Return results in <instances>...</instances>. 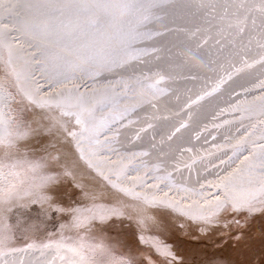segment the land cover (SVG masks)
<instances>
[{
    "label": "snow or ice",
    "instance_id": "snow-or-ice-1",
    "mask_svg": "<svg viewBox=\"0 0 264 264\" xmlns=\"http://www.w3.org/2000/svg\"><path fill=\"white\" fill-rule=\"evenodd\" d=\"M119 7L131 6L117 2L93 4L89 0H48L44 4L28 5L29 14L21 16L18 0H0V53L6 52V57L0 56V171L7 167L13 179L23 177L19 185L11 181L0 185V216L10 209L26 182L35 183L38 180L40 187L54 188L61 177L73 175L58 153H47L38 159H28L26 150L22 153L24 142L41 131H50L52 126L76 140L81 158L87 156L90 166H95L98 171L99 164L92 165V157H99L104 152L117 155V161L109 158L108 163L117 165L116 179L131 180L133 189L119 187L105 175L104 179L113 188L119 187L121 192L134 195L145 204L166 203L169 207L178 208L183 202L190 201L186 207L197 210L182 211L181 214L198 223L202 232L221 225L229 227L228 221L240 227L242 221L246 223L257 216H264V123L250 124L243 135H239L237 130V135L226 137L224 144L214 146L227 159L221 158L219 165L214 166L218 170L213 179L205 177L203 183L198 179L196 184L199 187L177 186L170 182L172 173L157 174L163 171V167L138 164V157H150L148 151L120 154L114 147L116 144L123 146V141L128 138L118 129H109V122H115L117 117L121 120L127 117L128 125H133L137 123L131 119L133 114L139 117L141 112L152 109L153 115L144 117L147 128L140 127L135 133L134 139L139 140L140 132L154 127L150 120L157 119L154 113L159 110L162 98L169 95L170 89L165 85L172 79L169 72L160 67L159 48L135 47L144 39L153 40L164 35L141 31L146 16L138 13L127 26L106 27L93 15L97 9L114 10ZM252 12L264 16V0H258L249 10V15ZM255 39V55L251 41L247 45L242 44V50L238 53L241 67L235 68V72L239 73L256 65L260 67L258 73H249V87L241 85L245 93L252 89L264 91V39ZM206 43H198L193 54L202 50ZM177 47L173 45L168 48L167 56L163 58L173 68L179 67L176 63ZM151 60L157 62L153 65L157 69L155 72L150 67L149 74L141 72L127 78L122 74L131 61L147 64ZM117 70L121 73L119 79L99 80L105 72L115 75ZM186 78L194 80L198 77L190 73ZM227 79H232V73L228 74ZM224 83L225 80L221 79L210 91L197 96L188 105L189 113L192 105L198 106L201 101L213 96ZM21 106L24 111L30 109L37 113L39 119L35 122L22 120L19 115ZM243 110L240 104H235L229 109H222L221 113ZM215 119L216 116L213 117ZM228 123L224 121L223 125ZM223 125L213 123L212 126L219 129ZM188 127L189 123H180L167 136V140L173 141V137L179 139L176 134ZM106 129L112 131V135L101 141V131ZM196 138H200L199 133ZM233 140L236 143L233 144ZM152 147L155 149L156 145ZM242 155L243 159H240ZM21 168L23 172L15 171ZM100 174L104 175L103 172ZM162 185L167 188L163 193L164 199L158 200L155 195L151 198L141 196L134 191L137 187L160 191ZM118 215L116 209L98 206L75 208L72 209L71 227L91 232L97 221L104 223ZM147 219L150 218L141 215L137 221L142 231ZM241 235L237 234L236 238L240 239ZM11 240L9 227L0 219V257L35 247L27 244L25 249L11 248ZM138 240L147 248L135 252L130 249L128 255L119 260L110 256L107 264H181L169 245L150 243L143 235ZM56 247L59 251L61 245ZM82 249L83 246L80 249L69 248L68 251L74 257H79L81 264H86L87 258L81 255ZM261 257L259 264H264V253ZM0 264H6V261L0 260Z\"/></svg>",
    "mask_w": 264,
    "mask_h": 264
},
{
    "label": "rangeland",
    "instance_id": "rangeland-1",
    "mask_svg": "<svg viewBox=\"0 0 264 264\" xmlns=\"http://www.w3.org/2000/svg\"><path fill=\"white\" fill-rule=\"evenodd\" d=\"M201 106L197 119L209 121L215 106L212 102L203 103ZM131 119L137 123L128 125L127 120L122 127L115 129L128 138L123 141V146L114 145L120 154L150 152V157H138L137 163L163 167V171L157 174L172 173L170 182L177 186L199 187L196 184L198 179L203 183L205 177H215L218 169L214 166L219 165V160L217 163L208 161L207 164L203 158L200 159L198 151L215 145L218 139L212 144L215 142L212 138L206 137L201 131L187 128L189 130L182 129L183 131L176 134L179 139L173 137V141H168L167 136L179 125L169 117L160 116L154 122L157 125L154 124V131L148 129L149 133L140 132L141 138L136 140V131L140 127H147L142 115L137 117L133 114ZM161 126L163 129L160 130ZM197 133L200 134L199 139L196 138ZM128 140L132 142L129 143ZM60 141L61 146L55 143L52 146L60 149L64 163L73 175L61 177L54 188H42L38 180L35 183L26 182L22 186V191L0 219L10 229L11 248L25 249L27 244H33L35 247L8 255L4 259L6 264H58L52 260L55 253H58L61 259L67 257L69 264H81L79 257H74L68 251L69 248L80 249L81 246V255L87 258L86 264H107L110 256L119 260L126 257L130 249L133 252L146 249L147 245L138 240L140 235L150 243L169 245L180 258L181 264H259L261 254L264 253V216H257L246 223L242 221L240 227L228 221L229 227L221 225L202 232L201 226L191 221L188 216L182 215V211L159 203L145 204L134 195L121 192L119 187L133 189L132 181L124 178L117 180L116 169L109 165L98 163L99 171L95 166H90L89 158H81L77 142L71 136ZM153 144L156 145L155 149ZM101 156L107 162L109 158L117 161V155L110 152H104ZM99 157L91 158L92 165L100 161ZM4 163L6 164V161ZM124 163L127 164V160ZM15 171L23 172V169ZM9 173L5 168L0 171V185L9 181L19 185L23 177L13 179ZM105 175L119 187L113 188L104 179ZM134 191L151 198L153 195L160 196L167 188L162 185L160 191H150L137 187ZM93 206L116 209L119 215L104 223L97 221L91 232L71 227L72 209ZM141 215L150 218L146 220L143 231L137 222ZM33 229L34 231H31ZM35 229H39V233ZM237 234H242L240 239L236 238ZM44 245L52 247L44 248ZM57 245H61L59 251ZM1 258L3 257H0V260Z\"/></svg>",
    "mask_w": 264,
    "mask_h": 264
},
{
    "label": "bare ground",
    "instance_id": "bare-ground-1",
    "mask_svg": "<svg viewBox=\"0 0 264 264\" xmlns=\"http://www.w3.org/2000/svg\"><path fill=\"white\" fill-rule=\"evenodd\" d=\"M47 2L48 0H18V11L21 16H26L30 12L28 5ZM103 2H117L121 5L131 6L119 7L114 10H95L93 15L106 27L109 25L127 26L133 20L135 14L142 13L146 16V19L141 31L164 33V35L157 36L153 40L144 39L135 45L137 48H145L146 46L150 48V45L159 48L161 55L160 67H163L172 76V79L168 80L165 85L170 89V93L167 97L162 98L159 110L154 113L157 119L150 120L153 125L160 116H166L173 119L179 126L180 123H189L188 128L198 132L201 131L208 138L213 139L215 137V139H218L220 142L217 141L216 143V140H214L215 142L212 144L216 143L215 145L208 146L203 150L201 148V151H198L200 159L203 158L208 164V161L217 163V160L220 161L221 158L227 157L222 151H216L214 147L224 144L226 137L237 135V130H239V135H243L244 130L250 124L260 125L264 123V103H262L264 101V91L252 89L245 93L241 87V85L249 87L247 84L249 73H258L260 71L259 65L239 73L235 72V68L241 67L240 57L238 56V53L242 50L241 45H247L251 41V48L253 55H255L257 45L255 38L264 39V16L257 12H252L249 15V10L254 8L258 0H89V3L93 4ZM241 29H243L242 33ZM201 41H207V43L202 50L193 54L196 45ZM173 45L178 46L176 49L178 52L176 63L179 67L175 68L170 67L166 60L163 61V58L167 56V49ZM0 56L6 57V52L0 53ZM144 59L148 60L147 57H144ZM156 63L155 60H151L147 64L131 61L122 74L125 78L131 75H140L141 72L149 74L150 67L153 72L157 70L153 67ZM190 73L195 74L198 78L194 80L186 78ZM229 73H232L231 80L227 79ZM120 74L119 70L115 75L105 72L103 76L99 77V80L101 82L105 79L116 80L120 78ZM221 79L225 80V83L221 85L220 89L213 96L201 101L198 106L192 105V110L189 113L188 105L192 104L197 96L210 91ZM236 93H240V95L237 96ZM210 102L215 106L212 117L206 122L198 120L201 105ZM235 104H240L244 110L242 112L225 111L221 113L222 109H229L230 106ZM19 115L26 122H35L39 119L37 113L32 112L30 109L24 111L23 106H21ZM139 115H142L144 120L145 116L151 117L153 115V110L148 109L147 112H141ZM214 116H216L215 120H213ZM127 120V117L123 120L117 117L115 122H109L108 127L115 130L122 127V124ZM224 121H229V123L223 125ZM213 123L222 124L223 126L216 129L213 128ZM44 124H47V121H44ZM145 125L147 127L146 123ZM33 126L35 127V125ZM172 126L175 127L174 124ZM161 129H163L162 126ZM72 130H75V127ZM149 132L146 131V133ZM111 133L112 131L107 129L102 130L99 139L103 141L106 136L110 137ZM68 137L70 136L62 130L52 126L50 131H41L24 142L22 153L26 150L27 158L32 159H38L52 152L61 155L60 149L53 147L52 144L55 143L57 146H61L60 140ZM232 143L234 144L236 141L233 140ZM230 154L229 152L228 155ZM85 158L88 157L85 156ZM99 159L100 161L97 164L109 165L117 170V165L108 163L102 156ZM240 159H243V155ZM7 163L8 161H6ZM5 169L10 172L7 167ZM163 193L157 196L158 200L164 199ZM188 203L190 201L183 202L178 208H172L179 211L195 212L197 210L195 207H186ZM31 231H34V229ZM1 259L4 260L6 257ZM52 260L58 264H69L68 258L61 259L58 253L53 254Z\"/></svg>",
    "mask_w": 264,
    "mask_h": 264
}]
</instances>
